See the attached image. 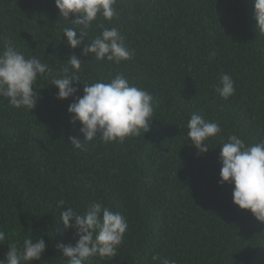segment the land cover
Listing matches in <instances>:
<instances>
[{
    "label": "trees",
    "instance_id": "1",
    "mask_svg": "<svg viewBox=\"0 0 264 264\" xmlns=\"http://www.w3.org/2000/svg\"><path fill=\"white\" fill-rule=\"evenodd\" d=\"M117 8L111 22L98 15L84 43L118 28L135 50L119 64L82 55L83 43L70 48L61 30L76 27L75 17L59 16L54 0H0V37L52 69L33 85L30 111L0 97V230L7 236L0 259L9 243L29 237L46 243L30 264H67L57 245L77 237L60 212L99 200L128 226L115 257L86 264H264V222L233 203V185L217 182L218 144L232 134L246 145L264 138V32L255 27L252 0H117ZM70 54L83 61L86 83L123 74L149 91L156 101L150 130L122 143L84 141L79 122H69L72 97L57 99L50 84ZM224 73L235 87L227 100L215 90ZM74 86L81 96L83 83ZM193 113L221 126L203 154L187 136ZM60 200L66 205L57 207Z\"/></svg>",
    "mask_w": 264,
    "mask_h": 264
},
{
    "label": "clouds",
    "instance_id": "2",
    "mask_svg": "<svg viewBox=\"0 0 264 264\" xmlns=\"http://www.w3.org/2000/svg\"><path fill=\"white\" fill-rule=\"evenodd\" d=\"M54 4L59 16L69 20L71 13L75 17L70 21L76 27L61 30L70 48L75 49L83 43L82 55L92 54L97 61L107 59L117 64L135 55V50L126 45L124 36L116 27H105L90 43H84L98 15L109 22L119 18L117 0H54ZM252 4L255 27L264 32V0H252ZM67 62L61 74L50 84L57 88V99L72 97L67 107L69 122H79L84 141L99 137L104 143H122L129 136L150 130L156 101L149 91L130 83L123 74L115 75L108 82L101 79L86 83L79 75L83 61L70 54ZM51 71L40 58H26L10 38L0 37V97L7 98L12 107L33 109L38 99L33 85ZM76 82L83 83L81 96L76 95L79 91L74 86ZM215 90L225 100L233 95L235 87L231 75L222 74ZM187 129V136L199 154L209 149L205 141L221 132L220 124L197 113L190 116ZM69 141L77 149L84 148V142L78 137H69ZM218 145L221 168L217 182L233 185V203L240 209L249 210L257 221L264 222V138L246 145L243 139L232 134ZM62 205H66L64 200L56 204L57 207ZM66 206V210L60 212V220L65 229H74L77 237L74 244L57 245L67 258V264H86L97 256L101 259L115 257L127 230L125 217L99 200L91 201L82 211ZM6 240V233L0 230V243ZM45 249L44 239L26 237L22 245L8 244V251L5 258L0 259V264H30L39 260ZM162 264L177 262L164 259Z\"/></svg>",
    "mask_w": 264,
    "mask_h": 264
}]
</instances>
